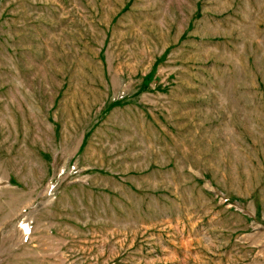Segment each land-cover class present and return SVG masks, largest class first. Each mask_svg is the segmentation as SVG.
I'll return each mask as SVG.
<instances>
[{"label":"rangeland","instance_id":"obj_1","mask_svg":"<svg viewBox=\"0 0 264 264\" xmlns=\"http://www.w3.org/2000/svg\"><path fill=\"white\" fill-rule=\"evenodd\" d=\"M0 264H264V0H0Z\"/></svg>","mask_w":264,"mask_h":264}]
</instances>
